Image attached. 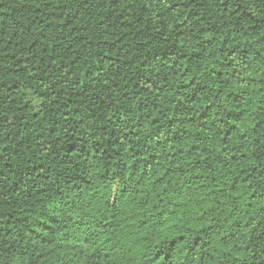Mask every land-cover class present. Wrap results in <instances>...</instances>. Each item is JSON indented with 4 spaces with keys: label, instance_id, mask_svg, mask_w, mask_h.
Masks as SVG:
<instances>
[{
    "label": "trees",
    "instance_id": "trees-1",
    "mask_svg": "<svg viewBox=\"0 0 264 264\" xmlns=\"http://www.w3.org/2000/svg\"><path fill=\"white\" fill-rule=\"evenodd\" d=\"M0 264H264V0H0Z\"/></svg>",
    "mask_w": 264,
    "mask_h": 264
}]
</instances>
